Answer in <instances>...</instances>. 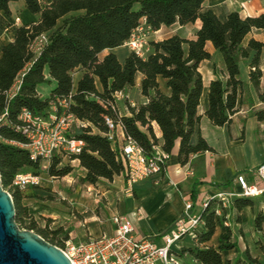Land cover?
Instances as JSON below:
<instances>
[{"label": "trees", "instance_id": "1", "mask_svg": "<svg viewBox=\"0 0 264 264\" xmlns=\"http://www.w3.org/2000/svg\"><path fill=\"white\" fill-rule=\"evenodd\" d=\"M19 0H0V38L11 29L12 12L10 4ZM210 0H25L27 9L40 15L38 24L21 26L16 30L15 39L1 50L0 58V172L4 188L15 202L17 223L25 224L28 208L23 205V193L14 187L16 177L21 173L39 174L42 162H34L29 151L19 146L28 139L17 127L23 125L21 115L28 110L35 116H47L51 104L59 99L71 101L70 112L88 126H80L74 136L86 142V148L77 156L80 166L87 173L83 182L95 186L103 180L113 182L117 176L127 173L118 146L107 137L109 127L106 119L111 118L121 124L127 137L142 147L147 156H152L154 147L160 146L172 155L180 141L179 161L185 166L192 156L211 151L207 142L200 138L198 145H192L194 134L202 121L199 108L204 92V80L200 65L212 56L207 51L211 42L224 59L227 81H213L209 89V107L206 116L215 126H225L237 112L240 95L244 87L241 80V64L256 56L251 64V80L259 90L262 71L260 57L264 42L251 40L247 47L244 41L254 30L264 31V15L243 19L237 12L222 21L206 3ZM145 20L154 31L175 24L188 26L198 20L202 27L196 40L173 36L161 42H152L153 53L143 59L131 53L124 63L111 53L103 60L100 56L106 50L123 47L135 30ZM46 34L48 43L35 64L22 78L21 88L12 99L9 92L22 72L36 58L31 51L32 43ZM85 72L77 87L74 73ZM141 82L142 95L149 99L146 105H128L129 116L120 115L114 95L126 92ZM160 78L167 81L169 94L161 90ZM98 84L102 90H99ZM41 86L54 87L49 98L43 99L38 89ZM114 107L116 109H114ZM264 120V112L258 113ZM162 132L163 143L157 138L153 124ZM61 159L54 158L49 173L52 177H66L73 171L71 167L59 169ZM165 174V173H164ZM35 188V187H34ZM194 202L196 198H193ZM239 212L251 207L249 200H238ZM205 226L198 234L197 249H185L197 264H225L224 253L234 251L238 243L233 241V231L225 227L224 218L215 213H205ZM22 229V228H21ZM57 247L68 240L59 235L63 229L50 231L36 222L27 228ZM222 245L210 246L218 230ZM255 230L260 240L257 250L264 256V212L255 222ZM246 259L237 258L234 264H262L247 250Z\"/></svg>", "mask_w": 264, "mask_h": 264}, {"label": "crops", "instance_id": "2", "mask_svg": "<svg viewBox=\"0 0 264 264\" xmlns=\"http://www.w3.org/2000/svg\"><path fill=\"white\" fill-rule=\"evenodd\" d=\"M10 9L12 12L10 21L13 26L5 31L0 38V58L2 48L14 41L16 30L19 27L38 24L41 19L40 15L32 14L27 9L25 0L11 3ZM206 9L212 10L222 21H226L228 16L235 12L239 13L243 19L260 17L264 15V0H210L206 3ZM201 27L202 22L200 20L188 26L175 24L171 27H164L155 31L151 43L161 42L176 35L183 39L196 40ZM251 40L264 42V31H252L245 39L244 47H247ZM127 48L124 45L114 50H106L100 58L103 60L107 55L113 53L117 55L121 63H124L132 53ZM206 49L211 54L212 59L203 61L199 68L204 80V92L199 108L202 121L198 131L193 136L192 145H198L200 138H203L210 146L211 151L192 156L190 163L183 166L179 161L181 146L179 141L167 163L166 174L161 179L150 178L138 183L135 185L132 194L129 195L126 193L128 185L124 175L117 176L113 182L103 180L111 188L105 195L108 196V210L111 216L114 213L126 216L135 226L136 235L152 237L160 245L163 244L161 236L170 231L175 223L184 216L187 202L192 201L196 206L195 209L198 210L205 197L215 195L219 191L238 189L236 178L240 174L248 175L250 182L253 183L251 171L264 164V120H260L258 117V113L264 112V50L260 57V69L262 71L260 89L257 90L251 80V64L257 54L254 52L250 59L241 64L240 78L244 87L240 95L237 112L231 117L232 120L229 124L220 127L215 126L206 116L209 107V89L213 81H227L228 73L222 55L211 42L207 43ZM123 50L126 51L123 52ZM84 74L83 70H77L74 73L76 87ZM142 79L143 76L141 75L137 85L128 90L126 94L129 98L133 92L139 94L140 105H146L149 99L142 95ZM159 82L161 90L165 94H169L167 81L160 78ZM98 88L102 90L100 84H98ZM53 89V86H41L38 91L40 96L46 99L51 96ZM129 104L133 107L137 106L134 101H129ZM127 111L126 116L131 115L128 108ZM153 127L157 138L163 143L160 127L156 123L153 124ZM76 162L80 166V162ZM82 169L87 173L84 168ZM160 182H162V186L156 188V184L159 185ZM194 197L196 198L195 202ZM110 199L114 202L112 203ZM247 200L252 202V206L241 212L235 206L238 200L233 204L230 211V228L233 231V226H238L240 240L248 242L249 238H258L259 236L255 230V222L257 216L264 212V194L258 198ZM234 215H237L235 222L233 221ZM93 220L97 224L95 225L97 232L92 236L114 234L113 223L110 226L107 225L106 231L102 232V227L99 226L103 225L104 222L100 217ZM217 234L209 243L210 246H213ZM68 239L73 240V238ZM181 247L182 251L197 249L199 244L198 241L185 237L181 242ZM182 255L186 264L190 260L197 263L187 253L182 252Z\"/></svg>", "mask_w": 264, "mask_h": 264}, {"label": "built area", "instance_id": "3", "mask_svg": "<svg viewBox=\"0 0 264 264\" xmlns=\"http://www.w3.org/2000/svg\"><path fill=\"white\" fill-rule=\"evenodd\" d=\"M154 33L155 31L144 20L125 45L132 53L146 59L151 50ZM47 43L46 34L32 43L31 51L36 58L22 72L9 92L10 99L19 92L22 78L35 64ZM114 99L118 103V101L129 99V96L118 92L114 95ZM71 104L69 99H59L51 104L47 116H35L28 110L23 111L21 115L23 125L17 127L16 131L22 133L28 139V143L19 144V146L29 151L34 162L50 163L54 158H72L80 155L86 148V142L75 137L73 129L75 126L86 127L88 124L80 121L70 112ZM6 116L7 112L0 119V125ZM106 123L109 127L107 137L115 147H119L127 165L125 178L128 195L132 194L138 183L150 178L161 179L164 173L166 174L167 163L171 156L167 155L160 146H155L153 155L149 157L142 147L126 136L121 124H116L111 118H107ZM250 174L254 179L253 183L250 182L248 175L240 174L236 178L238 189L219 191L215 195L205 197L198 210L195 209L196 206L192 201L187 202L184 216L170 231L161 236L162 245L152 237L136 235L133 223L126 216L114 213L112 215V223L115 227L113 235L103 234L81 242L68 239L59 248L73 264H186L182 255L181 242L185 237L198 241V229L205 226L207 211L224 218L225 227L230 228V211L235 201L258 198L264 194V164ZM41 184L42 176L34 173H21L14 181V187L20 189L37 188Z\"/></svg>", "mask_w": 264, "mask_h": 264}, {"label": "rangeland", "instance_id": "4", "mask_svg": "<svg viewBox=\"0 0 264 264\" xmlns=\"http://www.w3.org/2000/svg\"><path fill=\"white\" fill-rule=\"evenodd\" d=\"M129 49V48H127ZM126 50H123L125 52ZM153 53L151 48L149 55ZM139 94L132 93L127 100H121L117 103V111L120 115H127L129 101H134L137 106L140 105ZM80 126H75V132ZM50 163H42L39 174L42 176V184L37 187H29L21 189L23 193V205L28 208V216L25 219V224H20V228L28 230L27 228L36 222L40 227H48L50 231H57L63 229L64 234L59 235L61 239H65V233H69V238H73L74 242L88 241L96 234L95 224L93 219L98 217L104 222L102 232L106 231L107 225L112 223V216L108 210L107 200L105 196L111 188L107 182H100L98 185L91 186L83 182L86 172L79 164L71 157L61 159L59 169L71 167L72 173L66 177H52L49 173ZM156 184V188H160ZM110 201L113 203L110 199ZM115 205V204H114ZM237 220V215H234L233 221ZM99 223V222H97ZM203 227H200V232ZM234 239L238 242V249L224 253L225 264H234L237 258L246 259V252L249 250L254 257H258L262 264H264V256L257 250L258 238H249L247 241H241L238 235L239 227L233 226ZM198 232V234H199ZM223 233L222 229L218 230L213 246L218 248L222 245L220 236ZM188 264H197L191 260Z\"/></svg>", "mask_w": 264, "mask_h": 264}, {"label": "water", "instance_id": "5", "mask_svg": "<svg viewBox=\"0 0 264 264\" xmlns=\"http://www.w3.org/2000/svg\"><path fill=\"white\" fill-rule=\"evenodd\" d=\"M0 264H73L64 251L17 223L12 194L0 172Z\"/></svg>", "mask_w": 264, "mask_h": 264}]
</instances>
